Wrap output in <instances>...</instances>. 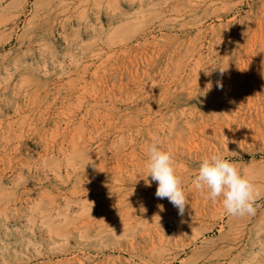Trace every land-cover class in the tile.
Masks as SVG:
<instances>
[{
	"label": "rangeland",
	"instance_id": "1",
	"mask_svg": "<svg viewBox=\"0 0 264 264\" xmlns=\"http://www.w3.org/2000/svg\"><path fill=\"white\" fill-rule=\"evenodd\" d=\"M213 154L254 213L192 186ZM0 264H264V0H0Z\"/></svg>",
	"mask_w": 264,
	"mask_h": 264
},
{
	"label": "clouds",
	"instance_id": "2",
	"mask_svg": "<svg viewBox=\"0 0 264 264\" xmlns=\"http://www.w3.org/2000/svg\"><path fill=\"white\" fill-rule=\"evenodd\" d=\"M223 72V70H221ZM146 175L142 177L147 186L156 182L155 196L168 201L182 215L189 204L182 188L181 177L177 174L172 154L163 150L158 143L147 148L145 161ZM148 177L151 179L149 180ZM192 186L207 194L212 201L219 200L223 210L232 216L252 214L255 209V188L248 177L243 175L236 164L221 154L205 157L191 181ZM163 210V206H159Z\"/></svg>",
	"mask_w": 264,
	"mask_h": 264
},
{
	"label": "bare ground",
	"instance_id": "3",
	"mask_svg": "<svg viewBox=\"0 0 264 264\" xmlns=\"http://www.w3.org/2000/svg\"><path fill=\"white\" fill-rule=\"evenodd\" d=\"M214 1H215V0H214ZM217 1H218V0H217ZM211 3H212V1H211ZM193 202H194V201H193ZM201 203H202V202H201ZM209 203H210V202H209ZM212 203H213V202H212ZM202 204H203V203H202ZM192 209H193V208H192ZM198 210H199V209H198ZM198 210H197V211H198ZM194 213H195V212H194ZM198 214H199V213H198ZM189 217H191V216H189ZM192 217H193V216H192ZM194 217H195V216H194ZM196 217H197V216H196ZM196 217H195V218H196ZM185 218H186V217H185ZM195 218H193L192 220L194 221ZM197 219H198V218H197ZM197 219H196V220H197ZM185 220H186V219H185ZM187 220H188V219H187ZM187 220H186V221H187ZM179 230H180V229H179ZM166 241H167V240H166Z\"/></svg>",
	"mask_w": 264,
	"mask_h": 264
}]
</instances>
